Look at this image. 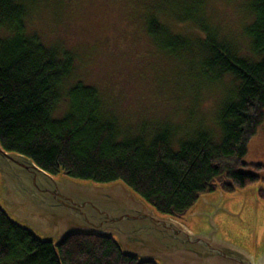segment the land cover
I'll use <instances>...</instances> for the list:
<instances>
[{"label": "trees", "instance_id": "1", "mask_svg": "<svg viewBox=\"0 0 264 264\" xmlns=\"http://www.w3.org/2000/svg\"><path fill=\"white\" fill-rule=\"evenodd\" d=\"M54 1L0 0V144L5 151L30 158L52 175L61 169L96 183L122 180L159 213L178 217L200 195L213 192L214 182L228 192L264 181L242 170L248 142L264 120V0H247L250 21L242 33L251 57L238 55L205 21L199 25L204 34L197 43V74L203 82L231 80L219 108L216 140L209 130L184 137L168 126L122 134L95 88L75 82L65 90L72 55L45 46L26 28L38 4L51 10ZM146 30L152 39L163 38L159 49L171 56L191 44L153 18L146 19ZM63 95L66 112L55 117ZM178 134L182 138L175 142ZM0 264L155 263L122 255L112 239L82 234L68 237L56 255L51 242L11 223L0 210Z\"/></svg>", "mask_w": 264, "mask_h": 264}, {"label": "rangeland", "instance_id": "2", "mask_svg": "<svg viewBox=\"0 0 264 264\" xmlns=\"http://www.w3.org/2000/svg\"><path fill=\"white\" fill-rule=\"evenodd\" d=\"M44 5L38 4L27 17V32L35 33L45 46L72 55L65 90L75 82L95 88L122 134L168 126L184 137L209 130L218 138L219 108L231 80L226 76L221 82H203L197 74L201 67L197 43L204 34L199 25L205 21L219 40L237 48L238 55L251 57L242 33L250 21L247 0H55L51 10ZM147 18L166 26L171 34L189 37L191 44L176 56L164 53L159 49L163 38L152 39L147 33ZM66 108L63 95L54 116L61 117ZM181 138L178 134L174 141ZM243 162V171L264 177V120L249 140ZM261 186L264 182L257 181L225 192L236 197L248 193L252 203L245 205L247 209L263 207L257 191ZM253 217L241 233L248 246L258 245L264 233V214Z\"/></svg>", "mask_w": 264, "mask_h": 264}, {"label": "water", "instance_id": "3", "mask_svg": "<svg viewBox=\"0 0 264 264\" xmlns=\"http://www.w3.org/2000/svg\"><path fill=\"white\" fill-rule=\"evenodd\" d=\"M213 186L182 216H172L159 213L122 180L96 183L61 169L52 175L0 144V210L11 223L51 242L56 255L68 237L82 234L112 239L122 255L141 262L264 264V233L255 246L241 236L254 214H264V205L247 209L248 193L236 197L217 182Z\"/></svg>", "mask_w": 264, "mask_h": 264}, {"label": "flooded vegetation", "instance_id": "4", "mask_svg": "<svg viewBox=\"0 0 264 264\" xmlns=\"http://www.w3.org/2000/svg\"><path fill=\"white\" fill-rule=\"evenodd\" d=\"M262 179H264V177L262 178ZM264 182V181H263ZM260 192H263L264 193V186L262 187V188H260V190H259V193ZM261 198V197H260ZM262 199H264V198H262Z\"/></svg>", "mask_w": 264, "mask_h": 264}]
</instances>
